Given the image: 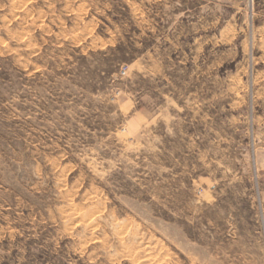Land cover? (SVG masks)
<instances>
[{
  "label": "rangeland",
  "instance_id": "rangeland-1",
  "mask_svg": "<svg viewBox=\"0 0 264 264\" xmlns=\"http://www.w3.org/2000/svg\"><path fill=\"white\" fill-rule=\"evenodd\" d=\"M253 12L0 0V264H264Z\"/></svg>",
  "mask_w": 264,
  "mask_h": 264
},
{
  "label": "crops",
  "instance_id": "crops-1",
  "mask_svg": "<svg viewBox=\"0 0 264 264\" xmlns=\"http://www.w3.org/2000/svg\"><path fill=\"white\" fill-rule=\"evenodd\" d=\"M252 25L254 33L253 50L255 52L252 64L256 68L254 86V130L260 132L262 134L261 138L264 140V0H254ZM227 33L233 34V31L225 29V35ZM242 86V77H237L236 86L235 83L231 86V83L228 82V86L225 87L227 93L232 94L234 99L237 98L238 100L237 114H243L246 110V106H241L242 100L244 101L246 98V95L241 90ZM228 109L226 111H229ZM239 119L238 121L241 123V116Z\"/></svg>",
  "mask_w": 264,
  "mask_h": 264
}]
</instances>
